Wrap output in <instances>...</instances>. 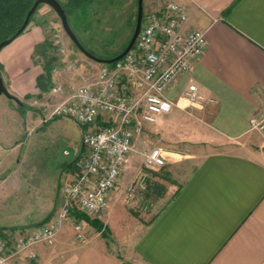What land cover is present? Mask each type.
Segmentation results:
<instances>
[{
  "label": "crops",
  "instance_id": "crops-1",
  "mask_svg": "<svg viewBox=\"0 0 264 264\" xmlns=\"http://www.w3.org/2000/svg\"><path fill=\"white\" fill-rule=\"evenodd\" d=\"M175 1L186 9L184 28L204 29L208 44L168 89L175 102L170 113L197 115L208 124L202 134L209 138L250 134L251 118L264 113V0ZM52 10L41 4L24 31L0 50L1 75L17 96L37 93L34 47L44 41V14L53 18ZM189 81L216 102L188 106L181 92ZM2 212L0 205V218ZM68 229H59L50 245L33 246L34 257L20 254L4 264H264V159L208 152L155 218L130 237L122 257L102 237L71 241Z\"/></svg>",
  "mask_w": 264,
  "mask_h": 264
},
{
  "label": "rangeland",
  "instance_id": "rangeland-1",
  "mask_svg": "<svg viewBox=\"0 0 264 264\" xmlns=\"http://www.w3.org/2000/svg\"><path fill=\"white\" fill-rule=\"evenodd\" d=\"M166 1L143 0V14ZM44 15V36L51 43L46 50L57 56V72L52 70L53 82L65 83L78 73L88 77L93 75L102 63L79 50L64 32L55 11H51L53 18ZM136 17L137 0H94L87 10L71 14L70 23L88 50L108 58L127 45ZM57 31L67 49L64 55L56 51L53 34ZM38 55L34 54V63L40 74L44 59L38 61ZM68 61L76 65L78 71L75 74L65 68ZM127 84L125 78L120 82L122 87ZM15 96L21 104L0 94V205L3 211L0 225L17 221L16 226H8L7 230L36 226L46 213L57 212L62 200L61 185L79 171L78 163L83 155L81 135L84 126L72 118L51 115L58 97H49L48 89L42 91L39 88L37 93ZM190 117L166 114L158 122L146 124L139 141L138 136L135 138L138 150L161 147L164 165L148 168L143 157L136 153L101 212L87 213L77 208L70 211L71 214L79 213L74 219L81 222L88 239L104 238L122 257L130 237L155 218L208 152L230 150L264 159V138L259 129L253 128L250 134L236 139L217 135L209 138L202 134L209 128L208 124L197 115ZM140 176L143 180L139 183ZM71 221H66L62 227L69 228L70 240L78 243ZM124 264H130V261Z\"/></svg>",
  "mask_w": 264,
  "mask_h": 264
},
{
  "label": "built area",
  "instance_id": "built-area-1",
  "mask_svg": "<svg viewBox=\"0 0 264 264\" xmlns=\"http://www.w3.org/2000/svg\"><path fill=\"white\" fill-rule=\"evenodd\" d=\"M187 18L182 4L168 0L160 8L143 14L135 42L122 58L111 65L102 63L89 77L78 73L65 83H52L48 96L58 97L59 101L53 105L51 115L72 118L85 127L81 135L83 155L78 163L79 171L62 183L60 207L46 221L36 226L3 230L0 264L20 254L34 257L31 248L36 244H52L66 221L72 220L75 239L87 243L81 222L70 211L77 208L87 213L101 212L136 153L143 157L148 168L165 164L161 147L138 150L135 138L146 124H153L158 117L172 111L175 102L167 95L168 89L205 52L206 31L184 28ZM53 38L57 54H66L60 32H54ZM43 59L38 55V61ZM65 68L73 74L78 71L70 61L65 63ZM52 70L57 72V67ZM124 78L129 84L122 87L120 82ZM181 97L190 107L216 102L214 97H205L191 81L183 88ZM250 124L264 138V113L251 118ZM142 180L140 176L139 183Z\"/></svg>",
  "mask_w": 264,
  "mask_h": 264
},
{
  "label": "trees",
  "instance_id": "trees-1",
  "mask_svg": "<svg viewBox=\"0 0 264 264\" xmlns=\"http://www.w3.org/2000/svg\"><path fill=\"white\" fill-rule=\"evenodd\" d=\"M33 1L34 0H0V41L13 36V34L16 32V30L21 26V24L25 18L26 12L31 7ZM93 1L94 0H59L60 4L62 5V7L66 11L70 26H71L70 15L73 13H76V11H78V10H87L89 5L91 3H93ZM40 5L41 4H39L38 7ZM38 7L36 8L33 15L31 16L30 21L32 20V17L36 13ZM72 30L75 32V30L73 28H72ZM75 34H76V32H75ZM79 40H80V38H79ZM80 42L82 43L81 40H80ZM50 45H51V43L47 40V38H45L43 42H41L40 44H38V46H35V48H34V54L37 53L39 55L44 56L43 57L44 58L43 72L36 76V86L42 91L49 89V87L53 83V81H52V69L56 65L57 56L50 55L47 52L46 49L49 48ZM118 53H116V54H118ZM116 54H114V55H116ZM109 57H112V56H109ZM111 64H113V63H108V65H111ZM0 72H1V68H0ZM83 129H85V127ZM72 214L76 218L79 217V213H77L75 211L72 212ZM49 216L50 215L46 216L39 223L46 221L49 218ZM6 229H7L6 227L0 226V234L3 232V230H6Z\"/></svg>",
  "mask_w": 264,
  "mask_h": 264
},
{
  "label": "water",
  "instance_id": "water-1",
  "mask_svg": "<svg viewBox=\"0 0 264 264\" xmlns=\"http://www.w3.org/2000/svg\"><path fill=\"white\" fill-rule=\"evenodd\" d=\"M48 4L58 15L60 22H61V26L64 30V32L67 34V36L71 39V41L79 48L80 51H82L85 55H87L88 57L100 62V63H112L120 58H122L125 53L133 46L135 39L139 33L140 27H141V21H142V16H143V0H137V17H136V24L133 30V33L130 37L129 42L127 43V45L123 48V50L121 52H119L118 54L112 56V57H108V58H104V57H100L97 56L95 54H93L92 52H90L88 49H86V47L80 42L78 36L75 34V32L72 30L68 18H67V14L65 9L62 7V5L60 4L59 0H34L31 7L28 9V11L26 12L25 18L21 24V26L16 30V32L13 34V36H11L10 38H6L2 41H0V50L7 45L8 43H10L15 37H17L19 34H21V32L24 31V29L27 27V25L29 24L30 18L33 15L34 11L36 10V8L38 7L39 4ZM0 94H5L7 97L15 100L17 103L21 104V101L18 97H16L15 95H13L8 88L6 87L3 77L1 75L0 72Z\"/></svg>",
  "mask_w": 264,
  "mask_h": 264
}]
</instances>
